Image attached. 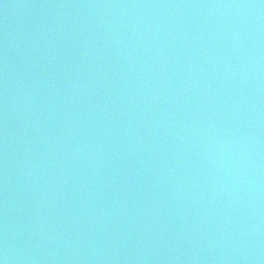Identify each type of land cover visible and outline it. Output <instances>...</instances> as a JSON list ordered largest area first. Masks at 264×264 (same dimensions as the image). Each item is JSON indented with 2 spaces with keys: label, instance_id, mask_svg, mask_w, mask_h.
I'll use <instances>...</instances> for the list:
<instances>
[{
  "label": "water",
  "instance_id": "water-1",
  "mask_svg": "<svg viewBox=\"0 0 264 264\" xmlns=\"http://www.w3.org/2000/svg\"><path fill=\"white\" fill-rule=\"evenodd\" d=\"M0 264H264V0H0Z\"/></svg>",
  "mask_w": 264,
  "mask_h": 264
}]
</instances>
